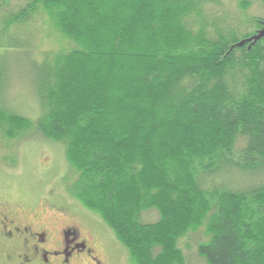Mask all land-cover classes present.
Masks as SVG:
<instances>
[{
  "label": "trees",
  "instance_id": "trees-1",
  "mask_svg": "<svg viewBox=\"0 0 264 264\" xmlns=\"http://www.w3.org/2000/svg\"><path fill=\"white\" fill-rule=\"evenodd\" d=\"M210 4L27 0L0 13V37L25 50L34 17L71 43L32 67L36 120L0 107V142L60 144L67 193L133 264H188L179 242L199 230L205 264H264V18L208 17Z\"/></svg>",
  "mask_w": 264,
  "mask_h": 264
},
{
  "label": "rangeland",
  "instance_id": "rangeland-1",
  "mask_svg": "<svg viewBox=\"0 0 264 264\" xmlns=\"http://www.w3.org/2000/svg\"><path fill=\"white\" fill-rule=\"evenodd\" d=\"M216 1L217 4L206 7L208 17L221 16V19L245 25L249 19L264 18L262 0ZM25 2L27 0H0V13L7 7L14 8ZM242 6L246 10H241ZM28 23V27L24 28L26 31L19 35L31 50L0 37V107L36 120L41 114V107L33 85L32 67L39 64L41 54L67 49L71 43L61 38L46 19L42 22V19L34 17ZM71 175V166L60 144L40 137L7 144L0 142V208L17 212L20 218L26 220L36 216L41 222L55 226L67 223L69 217L63 210H68L70 218L89 234L93 249L105 260V264H133L126 249L101 218L69 198L66 186ZM240 179L231 176L223 177L222 181L233 188L247 184ZM143 219L154 222L158 214L150 210L144 213ZM204 240L202 230H199L196 235L191 234L189 239L179 242L188 264H205L195 252L197 242Z\"/></svg>",
  "mask_w": 264,
  "mask_h": 264
},
{
  "label": "flooded vegetation",
  "instance_id": "flooded-vegetation-1",
  "mask_svg": "<svg viewBox=\"0 0 264 264\" xmlns=\"http://www.w3.org/2000/svg\"><path fill=\"white\" fill-rule=\"evenodd\" d=\"M63 211L67 223L55 226L1 207L0 264H105L89 234Z\"/></svg>",
  "mask_w": 264,
  "mask_h": 264
},
{
  "label": "water",
  "instance_id": "water-1",
  "mask_svg": "<svg viewBox=\"0 0 264 264\" xmlns=\"http://www.w3.org/2000/svg\"><path fill=\"white\" fill-rule=\"evenodd\" d=\"M264 36V28L259 32L257 38Z\"/></svg>",
  "mask_w": 264,
  "mask_h": 264
}]
</instances>
